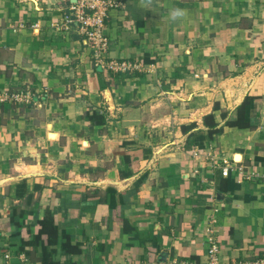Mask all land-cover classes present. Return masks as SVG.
<instances>
[{"label":"crops","instance_id":"0c3cea01","mask_svg":"<svg viewBox=\"0 0 264 264\" xmlns=\"http://www.w3.org/2000/svg\"><path fill=\"white\" fill-rule=\"evenodd\" d=\"M114 1L126 72L74 0H0V95L31 96L0 104V264L264 258V0ZM248 95L255 127L225 125Z\"/></svg>","mask_w":264,"mask_h":264},{"label":"built area","instance_id":"2783aa9c","mask_svg":"<svg viewBox=\"0 0 264 264\" xmlns=\"http://www.w3.org/2000/svg\"><path fill=\"white\" fill-rule=\"evenodd\" d=\"M119 3L114 0H74L71 3L70 11L65 14L67 23H77L86 35V41L93 49V57L96 65L118 72H126L133 69L135 64L129 61H109L106 58L108 48V38L105 35L106 18L109 8ZM65 27H68V24ZM31 96L28 92L21 89L9 94L0 95V104L4 101L10 102H29ZM228 167L223 168V174L227 175ZM219 247L215 242L209 248L208 264H264V258H252L243 260L221 261L219 257ZM170 264H195L188 261L172 260Z\"/></svg>","mask_w":264,"mask_h":264},{"label":"trees","instance_id":"16d2710c","mask_svg":"<svg viewBox=\"0 0 264 264\" xmlns=\"http://www.w3.org/2000/svg\"><path fill=\"white\" fill-rule=\"evenodd\" d=\"M259 95H248L244 99V101L237 107L236 109V115L227 119L225 125L227 126H237V127H255L252 123L251 119L247 115V109L248 106L253 103L257 98H260ZM224 116H227L226 113H224ZM93 118V116H92ZM99 121H102V119H99ZM205 124H207L210 127L209 133L212 135L214 133H221L223 132L224 126H218V123L215 122L214 115L209 114L206 115L204 118ZM50 221V219H49Z\"/></svg>","mask_w":264,"mask_h":264},{"label":"clouds","instance_id":"9594fccd","mask_svg":"<svg viewBox=\"0 0 264 264\" xmlns=\"http://www.w3.org/2000/svg\"><path fill=\"white\" fill-rule=\"evenodd\" d=\"M153 0H141V4L145 7L150 6L152 4ZM187 15L186 10L181 8H172L170 9L169 16L172 21H176L178 19H181Z\"/></svg>","mask_w":264,"mask_h":264}]
</instances>
